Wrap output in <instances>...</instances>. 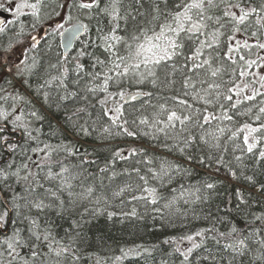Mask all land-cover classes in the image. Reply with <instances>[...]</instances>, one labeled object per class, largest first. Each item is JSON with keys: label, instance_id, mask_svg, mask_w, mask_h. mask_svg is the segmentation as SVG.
I'll use <instances>...</instances> for the list:
<instances>
[{"label": "snow or ice", "instance_id": "snow-or-ice-1", "mask_svg": "<svg viewBox=\"0 0 264 264\" xmlns=\"http://www.w3.org/2000/svg\"><path fill=\"white\" fill-rule=\"evenodd\" d=\"M0 10L11 16L0 19V264H82L93 255L80 247L86 225L98 217L139 218L135 208L115 210L92 186L75 190L80 172L72 169L82 172V165L95 163L83 144L77 146L79 138L93 132L102 140L163 137L161 146L180 154L183 162L161 160L148 169L159 186L180 185L171 188L165 209L178 211L181 200L207 203L221 195L219 183L232 185L222 207L203 216L209 227L164 241L176 245L180 264H191L206 240L222 244L231 260L264 264V181L255 171L247 174L244 163L251 154L264 165V0H0ZM155 89L173 95L155 105L144 101L151 111L144 108L130 123L125 104L140 96L150 100ZM90 97L102 109L96 120ZM188 98L205 107L194 108ZM208 105H217L220 115ZM61 111L63 121L57 118ZM236 116L248 119L233 129L213 127V121L233 122ZM41 120L50 126L56 120L61 143L41 139V129L33 127ZM9 125L13 134L21 133L22 144L8 135ZM141 152L116 147L112 157L127 160ZM73 156L80 164L70 168L65 160ZM196 168L210 170L207 179L185 187L181 178ZM133 171L143 184L122 187L112 199L127 194L161 212L157 187ZM52 216L68 224L63 236ZM185 241L190 246L182 249ZM121 252L115 261L128 255ZM203 261L218 264L210 252Z\"/></svg>", "mask_w": 264, "mask_h": 264}, {"label": "trees", "instance_id": "trees-1", "mask_svg": "<svg viewBox=\"0 0 264 264\" xmlns=\"http://www.w3.org/2000/svg\"><path fill=\"white\" fill-rule=\"evenodd\" d=\"M7 14L8 12H3L0 10V15ZM248 36L245 34L241 36L237 35V39H247ZM223 39V38H222ZM250 43H254V40H250ZM226 51V49H223ZM264 54V53H260ZM54 55V53H53ZM254 58V57H253ZM253 71H260L259 69H253ZM225 80L229 79V76L224 77ZM179 88V85H177ZM150 90V89H145ZM130 91L135 92L136 89L132 88ZM153 91V96L149 100L146 97L135 101L129 105H126V118L131 121L135 119L144 108H148V104L155 105L157 103H164L165 100L173 95V92L169 90L155 89ZM189 99V103H192L194 108L203 109L205 105L203 102H196ZM144 101H148V104H144ZM88 103L93 105L89 108L92 113V120H96L97 117L101 115L102 109L96 98H89ZM80 106H83L84 102H79ZM143 105V107H142ZM168 107L173 106V102L168 100ZM71 108L72 105L70 104ZM208 110L212 111L215 115H220V108L217 105H208ZM150 112L151 109L148 108ZM65 113L63 111L57 113V118L63 121ZM106 118L100 120V127L104 124ZM247 117H234L233 122L228 121H213V127L219 126L226 129H233L234 125L237 123H243L247 121ZM33 127L41 129V139L52 145H56L62 142L63 136L60 130L57 128L56 120L50 122L48 120L36 121ZM194 131L199 133V129ZM228 133L226 132L225 136ZM8 135L14 141H19L21 144L24 142V138L21 133L16 132L13 134L11 132V125H9ZM99 132H93L90 136H82L79 138V144H83L88 150V159L90 161H95V163H89L82 165L85 169L81 172L80 168H73V172H80V178L73 183L75 184V190L81 192L84 188L92 186L94 188L95 194L97 196L103 195L111 200V205L118 212L123 209V211L131 212L133 208L136 209L138 217H122L117 216L114 218V222L107 221L105 217H98L93 220L90 224L86 225L83 231V236L86 243L80 244V247L84 249L87 253H92L91 259H87L82 262V264H95L96 260L99 259L100 264H180L182 257L173 251L176 247L172 243H164L165 240H170L173 237H180L185 234H192L203 228L210 226V221L205 220L203 216L209 211L213 214L217 211V206L221 205V200L226 199L225 189L227 192L232 191V185L227 182L219 183L218 187L221 190L220 196H214L212 200L207 203H196L185 205L181 200L177 204L176 210H169L163 208L164 203L167 199H171L173 193L171 192L172 187L179 188V183L173 182L172 185L165 184L163 187L159 186L158 182L150 179V174L148 172L149 168L155 169L158 167L161 160L169 161H181L182 157L179 153H169L161 145L163 143V137L159 141L152 140L149 137L140 136L135 139L126 136L111 137L108 140H102L99 138ZM69 140L72 138L69 137ZM223 139V138H222ZM67 143V141H64ZM75 142V141H74ZM90 143L92 146H88ZM237 143H242L238 140ZM231 144V142H230ZM129 149L137 148L143 149V152L139 153L135 157L129 156L127 160L113 159L112 151L116 148ZM240 153L237 151L236 153ZM62 159L61 157H57ZM228 158H231L229 155ZM151 160L152 163H147ZM66 165L70 168L74 165H79L80 160L78 157H68L65 160ZM244 163L248 165L246 169L247 174H253L256 172V179L264 181V165L257 164L251 154H246ZM108 167V171L102 173L100 169ZM139 169L140 175L149 178V184L155 186L158 192L161 194L162 199L155 207H159L161 212L157 213L153 211L152 205H145L144 202L131 201L130 195L125 194L122 197H116L112 199L113 193L117 192L120 188L127 185H131L133 189L137 184H143L139 180L137 174L133 169ZM203 168H196L190 176L182 177L181 182L185 187L198 186L202 180L207 179L206 171H201ZM58 170V169H57ZM115 173V175H113ZM220 180H223V172L218 174ZM139 195V193H136ZM66 195V194H65ZM121 199L125 201L121 204ZM194 199V197H193ZM195 209V213L193 212ZM110 210H112L110 208ZM171 213V214H170ZM186 213V215H182ZM222 214V213H221ZM161 216L164 218L162 219ZM198 217V218H194ZM43 219V217H41ZM52 219L55 220L56 227L55 231L59 235H64V229L68 227V224L54 216ZM239 220V217L236 218ZM240 226L243 227L242 221ZM221 230H225L221 228ZM199 242V238H195ZM139 246V247H137ZM182 249L189 247L190 243L185 241L183 244L179 245ZM150 250L151 255L144 253V249ZM121 249L128 252V255L122 258L120 261H115V257L122 256ZM133 250V251H129ZM139 252L140 255L136 253ZM212 253L217 256L218 264H241V259L231 260L232 253L223 251L222 244L216 245L212 240H206L204 245L194 251L193 255L190 257L191 264H202V257L208 253ZM171 253V255H170ZM203 264H209L208 261H203ZM243 264H247V258H243Z\"/></svg>", "mask_w": 264, "mask_h": 264}, {"label": "water", "instance_id": "water-1", "mask_svg": "<svg viewBox=\"0 0 264 264\" xmlns=\"http://www.w3.org/2000/svg\"><path fill=\"white\" fill-rule=\"evenodd\" d=\"M0 19H3L2 17H0ZM143 97L142 96H140V97H137L136 98V100H129L127 103H132V102H135V101H138V100H140V99H142Z\"/></svg>", "mask_w": 264, "mask_h": 264}, {"label": "bare ground", "instance_id": "bare-ground-1", "mask_svg": "<svg viewBox=\"0 0 264 264\" xmlns=\"http://www.w3.org/2000/svg\"><path fill=\"white\" fill-rule=\"evenodd\" d=\"M132 103H133V102H132ZM129 104H131V103H126L125 106H126V105H129ZM83 144H84V143H83ZM84 145H85V144H84ZM87 145H88V146H92L90 143H87ZM201 171H203V169H201Z\"/></svg>", "mask_w": 264, "mask_h": 264}, {"label": "flooded vegetation", "instance_id": "flooded-vegetation-1", "mask_svg": "<svg viewBox=\"0 0 264 264\" xmlns=\"http://www.w3.org/2000/svg\"><path fill=\"white\" fill-rule=\"evenodd\" d=\"M3 18L5 19V18H9V17H8V15H7V14H5Z\"/></svg>", "mask_w": 264, "mask_h": 264}, {"label": "rangeland", "instance_id": "rangeland-1", "mask_svg": "<svg viewBox=\"0 0 264 264\" xmlns=\"http://www.w3.org/2000/svg\"><path fill=\"white\" fill-rule=\"evenodd\" d=\"M10 15V14H9ZM9 18H11V17H9Z\"/></svg>", "mask_w": 264, "mask_h": 264}]
</instances>
